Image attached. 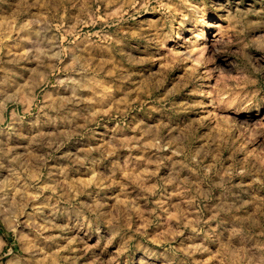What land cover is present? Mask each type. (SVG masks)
Masks as SVG:
<instances>
[{"label":"clouds","instance_id":"9594fccd","mask_svg":"<svg viewBox=\"0 0 264 264\" xmlns=\"http://www.w3.org/2000/svg\"><path fill=\"white\" fill-rule=\"evenodd\" d=\"M9 2L10 0H0V13L7 11L4 5ZM76 2L77 0H34L30 7L39 11L25 19L22 24H18L15 29H11L3 17H0V72L8 73L6 77L0 78V97L3 98L0 99V215L5 216L15 229L19 230L18 238L26 245L29 264H45V259L54 258L58 264L59 252L69 249L77 251L70 248L77 242V237L68 235L74 227L91 228L94 220L98 222L103 218L115 229L121 224L117 211H126L129 225L135 223L134 212L138 213L141 219L147 220L148 224L151 223L150 216L156 211L167 217L163 222V232L158 231L155 237L147 232L148 224L136 233L147 241L155 240L157 246L163 248L161 252L145 244V254L137 257L136 264H161V258L163 264H175L176 258H180V264H207L206 259L198 258L206 254L208 259H220L221 264H264V195L248 191L253 185L264 186V146L256 144L243 161H237L233 156L231 163L225 165L218 149L212 147L217 144V137L210 136L211 143L196 147L188 153L186 148L181 147L183 137L179 125L161 113L148 121L134 118L136 122L132 125V131L143 133L142 135L124 134L119 137L118 142L114 134L110 140L106 139L99 149L77 142L60 155H56L73 136L82 134L77 130L81 118L86 122H96L98 117L110 111L109 105L112 110L116 109L112 96L116 91L115 83L100 79L101 69L93 66L92 60L87 56L60 47L56 44L55 37L49 39L46 36L53 28L61 29L65 23L59 19L61 9ZM108 2L111 5L115 0ZM128 2L135 5L140 3V0ZM157 2L163 3V0ZM181 3L189 12L200 11L191 0H181ZM164 6L175 11L172 0ZM111 15L112 13H108L107 17ZM117 15L122 18L123 6ZM94 16L95 13H89L90 18ZM228 18L229 29L222 30L219 39L212 43L211 47L204 44L196 49L198 53L204 54L203 60L196 61L195 56L187 52L174 51L171 48L169 51L177 57L178 64L192 60L198 63V66L204 67L215 61L214 65L207 69L209 77L215 78V75L219 74L234 80V88H246L249 84L258 83L254 74L264 70V44L259 43L264 40V4L255 0L248 3L245 9H237L235 14L229 11ZM187 19L188 17L184 16V20ZM181 27H184L183 20ZM132 35L137 36L139 33L133 30ZM33 36L36 39H33ZM106 39L110 43L122 44L120 39L113 41L112 36ZM44 43L51 47L45 50L41 46ZM53 48L56 51H53ZM120 52L130 57L136 55L127 45L121 47ZM66 53L69 54L67 62L64 59ZM232 55H236L241 63L228 60ZM33 61L38 65L35 69L30 67ZM46 61L58 63L53 65L49 72V64ZM100 63L106 65L108 61L101 60ZM6 64L23 66L25 71H31V80L36 84L40 81L46 84L48 77L57 71L64 73L62 78L57 77V85L64 90L59 93L61 99L56 104L38 107L31 81L20 84L15 91H11L10 89L24 80L25 76L24 72L17 73L6 69ZM15 76L19 77L18 81L11 80V77ZM25 89L32 100V104L25 109V115H30L31 109L37 108L38 116L26 122L23 115L13 110L10 117H6L7 102L15 99ZM84 92L93 94L85 96L82 95ZM233 95L240 94L222 92L221 101L231 104L233 101L225 97ZM82 105L88 107L81 110ZM257 109L255 114L249 116L228 115L224 118L230 129L252 133V140L242 141L245 145L253 143L257 136L264 135V132L260 131L261 124H264V108L257 106ZM236 111L240 112V109L237 108ZM116 131L123 132L120 128ZM173 132H177V136L173 137ZM95 134L107 137L105 132ZM13 137L26 143L13 142ZM223 139L219 138L221 144ZM122 147L129 152L133 149L144 153L151 151L152 158L140 155L130 157L123 167L119 161L113 162L110 170L107 165L98 167L102 161L93 153L100 151L102 155H116ZM173 156H182L183 159L174 160ZM213 156L215 159H209ZM133 159L143 161V165H146L138 164L139 171L135 173L137 186L146 195L130 199L131 194L125 190L117 197V206L114 207L110 203V194L88 191L89 188L102 190L107 188L109 183L124 187L119 173H127L131 178L134 170H130L128 165ZM84 168L92 173L87 184L82 185L70 179L73 173H79ZM161 169L169 170L162 175ZM106 172L109 174L106 175ZM245 177L250 179L246 181ZM165 186L172 189L167 196L181 197L180 204L175 205L177 210L170 211L164 207V200L157 199V209L153 213L145 214L139 200L165 195ZM81 196H87L88 200L81 201ZM184 204L187 207L181 210V205ZM120 205L123 207L120 208ZM73 213L79 218L76 221L72 219ZM80 220H83V223ZM95 226L97 231L101 230L99 223ZM186 231L192 235L186 236ZM113 234L118 233L114 231ZM182 236L188 242L181 241V246L173 247L175 239ZM129 239H135V235ZM64 240H67V244L62 245L60 242ZM237 240L238 246L234 244ZM248 241H251V244ZM165 243L167 247H164ZM51 245H55L54 252L46 250Z\"/></svg>","mask_w":264,"mask_h":264},{"label":"rangeland","instance_id":"374dc122","mask_svg":"<svg viewBox=\"0 0 264 264\" xmlns=\"http://www.w3.org/2000/svg\"><path fill=\"white\" fill-rule=\"evenodd\" d=\"M191 2L200 9L198 13L189 12L181 0H172L175 11L164 6L169 3V0H163V3H158L157 0H140V3L135 5L130 4L128 0H115L111 5L108 0H77L74 5L68 4L61 9L59 19L65 23L60 30L53 28L46 33L47 38L55 37L58 46L87 56L92 60L93 66L101 69L100 79L115 83L116 91L112 96L116 103V109L112 110L109 105L110 111L98 117L96 122H86L81 118L78 121L77 130L82 134L73 136L56 155H60L61 152L74 146L77 142L86 147L99 149L105 140H110L114 134L117 136L118 142L119 137L124 134L142 135L143 133H133L132 131V125L136 122L134 118L148 121L161 113L166 114L167 118L179 125V131L183 137L181 147L186 148L188 153H191L196 147L211 143L210 136L217 137V144H213L212 147L218 149L225 165L231 163L233 156L237 161H243L246 156L250 155L251 149L256 144L264 146V135L257 136L251 144L242 143L245 139L252 140V133L243 130L234 131L228 127V122L224 119L228 115L249 116L255 114L258 110L257 106L264 108V70L254 74L258 83L249 84L246 88H234L233 85L236 83L234 80L219 74H216L215 78L209 77L207 69L214 65L215 61H211L204 67L198 66V63L192 60L178 64L177 57L172 51H169L171 48L174 51L187 52L195 56L196 61L203 60L204 54L198 53L196 49L204 44H209L211 47V44L219 39V33L229 29V11L235 14L237 9H245L248 3L255 2V0H191ZM33 3L34 0H10L8 4L4 5L7 11L0 13V17H3L11 29H15L18 24H22L25 19L39 11L35 7H30ZM260 3L264 4V0H260ZM121 6H123L122 18L117 15ZM90 12L95 13L94 18L89 17ZM181 12L183 15H180ZM108 13H112V15L107 17ZM184 16H187L188 19L184 20ZM78 20L81 22L77 23ZM182 20L184 27H181ZM133 30L139 35H132ZM25 34L31 35V33H21V35ZM108 36H112L113 41L120 39L122 44L108 42L106 39ZM33 39L36 37L33 36ZM259 43L264 44V40ZM124 45L132 48L136 55L130 57L121 53L120 49ZM41 46L45 50L51 47L47 43ZM53 51L56 49L53 48ZM255 54L261 55V53ZM68 58L69 54L66 53L64 57L66 62ZM101 60H107L108 63L101 65ZM228 60L241 63L236 55L228 57ZM221 62L223 63V61ZM46 63L49 64L48 71L50 72L51 67L58 61H46ZM30 67L35 69L38 65L33 61ZM5 68L17 73L24 72L25 79L10 90L15 91L20 84H27L31 81L34 85V95L37 97L38 107L44 104H56L61 99L59 93L64 90L57 85V77L62 78L64 73L57 71L48 77L46 84L43 81L36 84L34 80H31L32 72L25 71L23 66L6 64ZM129 74H131L130 77ZM7 75V72H0V78ZM11 80L18 81L19 77H11ZM222 92L239 93L240 95L225 97V99L233 101L231 104H226L221 101ZM202 93H207V95ZM92 94V92L82 93L85 96ZM0 99L3 98L0 97ZM214 99L215 103H213ZM31 104V97L25 89L15 99L7 102L5 116L10 117L12 111L15 110L24 116L26 122L32 121L38 116V109L32 108L31 114L25 115V109ZM87 107V105H82L81 110ZM237 108L240 109V112L236 111ZM153 109L157 111H153ZM117 128L122 129L123 132H117ZM260 131L264 132V124H261ZM96 132H105L107 137L98 136L95 134ZM165 135H167V130H165ZM172 136H177V132H173ZM220 137L224 138L222 144L219 141ZM12 140L17 142L18 138L13 137ZM108 151L110 152L111 148ZM93 155L102 161L98 165L99 168L107 165L109 170L112 168L113 162L116 161H119L123 167L125 161L130 157L144 155L146 158H152L151 151L144 153L133 149L129 152L123 147L116 155H107L106 153L102 155L100 151ZM165 155L172 154L165 153ZM173 159L181 160L183 157L173 156ZM209 159H215V156ZM138 164L146 166L143 165V161L135 159L128 165L130 170H134L131 178L127 173H119L124 187L113 186L109 183V186L102 190L89 188L88 191H102L110 194L112 196L110 203L114 207L117 206V197L125 190L131 194L130 199L146 195L142 193L136 183L135 173L139 171ZM169 167H171L170 163ZM168 170L161 169V174L163 175ZM91 175L92 173L84 168L79 173H73L70 179L84 185L89 182ZM244 179L248 181L250 178L245 177ZM171 190L165 186V195L139 200L141 209L145 214L153 213L157 209L155 201L162 199L164 207L175 212L177 210L175 205L180 204L181 197L179 195L167 196ZM248 191L264 195V186L253 185ZM48 195H54V193H48ZM80 200H88V197L81 196ZM119 207L122 208L123 205ZM186 207V204L181 205V210ZM117 216L121 224H118L115 229L111 228L103 218L98 222L94 220L91 228L88 226L82 229L74 227L68 235L77 237V242L70 246L77 251L69 249L59 252L58 264H73V261L75 264H136L137 257L145 254L143 247L145 244L150 248H156L157 251H163L162 247L157 246L155 240L147 241L136 234L148 224V221L141 219L138 213H133L135 223L131 225L127 223L126 211L124 213L117 211ZM89 218L92 219L91 214H89ZM72 219L76 221L79 218L73 213ZM166 219L167 217L162 212L156 211L154 215L150 216L151 223L148 224L147 232L153 237L158 231L163 232V222ZM80 222L83 223V220ZM96 223H99L100 231H97ZM24 230L27 231V229ZM114 231L118 234L114 235ZM18 235L19 230L15 229V226L5 216L0 215V264H29L26 245L18 238ZM133 235H135V239H129ZM185 235L191 236L192 234L186 231ZM168 239L171 240V237ZM181 241L188 242L183 236L177 237L173 242V247L181 246ZM60 243L65 245L67 240ZM248 243L251 244V241ZM234 244L238 246L239 241H234ZM92 245L96 246L92 247ZM164 247H167V243L164 244ZM46 250L54 252L55 245H51ZM64 257L70 259H63ZM169 258L171 259V253H169ZM198 258L206 259L207 264H221L220 259H208L207 254ZM45 264H57V260L55 258L45 259ZM161 264H163V258H161ZM175 264H180V258H176Z\"/></svg>","mask_w":264,"mask_h":264}]
</instances>
